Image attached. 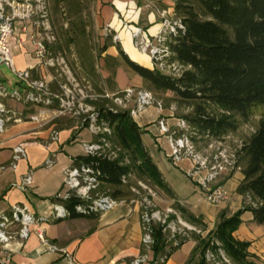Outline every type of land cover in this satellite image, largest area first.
I'll use <instances>...</instances> for the list:
<instances>
[{
    "label": "crops",
    "instance_id": "crops-1",
    "mask_svg": "<svg viewBox=\"0 0 264 264\" xmlns=\"http://www.w3.org/2000/svg\"><path fill=\"white\" fill-rule=\"evenodd\" d=\"M143 8L153 9L158 20L148 23L149 26L143 25ZM97 10V26H110L118 34L120 45L131 60L154 69L151 59L148 63L147 55L133 47L144 55L138 57L133 50H125L124 45L131 39L133 42L135 27L145 30L150 37L157 35L162 29L161 11H175V1L98 0ZM13 54L17 71L29 70L35 78L47 76L46 69L39 66L33 44L19 32L13 40ZM99 61L98 64L103 67L96 71L98 77L100 73L97 83L100 92L115 94L127 87L144 84V79L133 73L120 56L115 41L108 44ZM157 116L158 111L152 107L138 122L145 131L144 144L146 136H150L154 143L160 140L166 144L165 138H157L160 136L155 125ZM53 131L58 133L57 140L52 138ZM94 140L95 137L82 122L58 116L55 110L49 108H27L21 121L5 124L4 131L0 133V215L20 205L27 207L38 219L30 227L28 239L16 238L10 244L12 257L9 264H131L139 257L146 259L144 264H151L154 252L143 245L139 206L121 205L97 218L58 221L53 217L55 200L67 193L66 169L74 164L78 156L85 155L84 144ZM19 146L25 148L26 157L13 169L10 164L14 149ZM2 166L7 168L1 170ZM28 175L32 176L33 182L31 186L24 187V179ZM227 206L229 209H226ZM234 206L229 203L221 210L228 211L231 216L241 208L239 204ZM256 224L253 214L245 212L242 224L234 235L240 241L251 243L249 253L253 257L249 260L264 264V224H258L263 227L262 230H254ZM51 246L65 249L66 253L54 251ZM197 247V241L187 242L166 264H198L201 256L200 252L194 255Z\"/></svg>",
    "mask_w": 264,
    "mask_h": 264
},
{
    "label": "trees",
    "instance_id": "trees-1",
    "mask_svg": "<svg viewBox=\"0 0 264 264\" xmlns=\"http://www.w3.org/2000/svg\"><path fill=\"white\" fill-rule=\"evenodd\" d=\"M175 12L185 29L172 33L168 44L174 60L187 67L180 77L144 67L131 60L120 44L117 48L129 69L156 91L171 92L181 103L194 107V113L187 120L197 132L223 140L237 131L241 121H248L256 108L264 106V0H175ZM211 106L225 113L216 115L208 109ZM96 118L98 123L112 129L108 140L128 153L131 165L100 154L78 156L74 164L93 169L101 184L127 188L124 178L136 172L140 178L173 195L144 144V131L130 114L97 107ZM242 153L246 166L237 192L245 200L250 198L253 204H245L232 216L221 213L216 237H213L219 245L212 246L206 238L198 239L194 251V255L200 252L198 264H210L206 258L210 248L218 256L222 250L237 264H256L249 261L253 257L249 253L251 243L237 240L234 233L241 226L245 212H251L255 222L264 224V118ZM118 192L113 193L115 198L119 197ZM81 203L72 196L65 201L68 215L55 220L97 218L104 214L81 213L77 210ZM152 235L153 264H166L185 243L169 246L163 228L157 224L152 225Z\"/></svg>",
    "mask_w": 264,
    "mask_h": 264
},
{
    "label": "rangeland",
    "instance_id": "rangeland-1",
    "mask_svg": "<svg viewBox=\"0 0 264 264\" xmlns=\"http://www.w3.org/2000/svg\"><path fill=\"white\" fill-rule=\"evenodd\" d=\"M81 1L78 0L77 2H75L74 0H49L51 24L56 37V41L52 45H50V52L54 57H58L59 59L63 60H61L60 65H57L55 68H46L39 62V66L46 69L47 76L44 78L33 77L34 80H46L49 83L51 90L59 94L63 93L61 87L67 85L70 90L75 93L74 95L76 97V111H67L65 114H60L57 111V105H35L31 102L27 103L23 98L16 99L13 97H9L4 100L7 110L10 111V120L6 123L21 121L22 116L24 115V112L27 110V108H33V106L49 108L55 110L58 116L71 117L82 122L83 125L88 127L95 137L94 141L85 143L90 144L97 142L103 135L99 136V134L91 130L89 123L93 111L90 110L88 113L81 111L80 104L83 103L90 107H94L95 115L97 107H107L115 111L128 112L131 118L135 122H137V124L141 119V116L148 109L154 107L158 111L155 125L159 130L160 136H158L157 138H165L166 144H163V142H161L160 140L154 143L153 139L150 136H146L145 146L149 150L151 156L153 155L154 158H152L153 160L155 159L154 161H156L155 163L158 165L165 181L170 186L173 195L169 194L166 190L160 188L152 181L140 178L136 174V172L129 174V183L127 185V188H115L107 184H101L98 188V193L109 195L115 198L113 196V193L115 191H119V197L116 199L126 201V203L122 205L139 206L143 237L145 232L142 214L145 207L144 198L148 197L153 203V207H150L149 209H152L155 212L161 211L163 215H168V222L176 224L177 228H180L181 230H183V233H185H180L181 235L176 234L175 237H173L170 231L164 232V228L161 226V224L153 223L160 225L163 228V232L167 240L166 242L169 246H175L181 241H185L184 244H186L189 241H197L198 239L204 238H206V241L208 240V243L209 241L210 243L212 242V246L213 244L219 245L215 239L213 240V237L215 236L218 225L220 223V215L221 213H225L227 216H230L228 214V211L221 210V207L229 205V203H231L235 204L234 207H238L236 205L239 204V206H241L240 209H242L245 204L249 205L253 202L250 198L245 200L243 196L238 194L237 188L242 181L243 169L246 166V159L244 158L242 149L245 143L249 141L252 135L256 132L259 127L260 121L264 118V106L256 108L248 121H241L237 131L230 133L223 140L218 141L214 138H209L208 136H204L202 133L197 132L194 127H192L193 129H195V131L193 130L194 133L191 129L189 131V127H184L182 121H187L189 123L187 117L194 113V107L185 103H181L178 98L171 92L164 93L156 91L145 80L142 86L127 87L115 94L103 93V91L100 92L97 87V83L100 80V73L98 77L96 71H99L103 68L98 64V62H100L99 58L105 50L104 45L112 44L114 41L116 42V45H118L120 44V42L118 40V34L114 30H112L110 26H97L96 17L98 15V0ZM167 11L168 14L166 18L168 20L172 22H177V20H180L175 11ZM142 15V24L145 26H149L150 23L158 20L156 12L151 8H143ZM138 28L139 27H135L132 33ZM143 31L146 32L145 30ZM147 36L150 37L148 34ZM133 44L134 37L133 42L131 39L127 41V43H125V50H127L128 48V50H133L138 57L144 56L140 54L142 52L138 50V48L136 49L140 53L134 50L133 47L136 46ZM145 56L148 58V63L150 64L152 61V64L154 66V60L151 58V56L148 53L145 54ZM154 69L157 68L154 66ZM29 72L32 74L31 71ZM49 78H51V80H49ZM0 84H4V87L11 95H13L17 90H25V86L21 83L19 77L6 65L0 66ZM127 89H133L135 92H149L155 99L153 105L146 107L141 111H138L136 96L131 98V101H127L124 104L115 102L114 97L117 95L123 96V92ZM85 95L95 96L97 99L89 98L90 96L84 98ZM106 95H108V97ZM208 109L216 115H223L225 113L223 109L217 108L215 106H211ZM134 110H136V116L132 114V111ZM77 111H79V113L75 114V112ZM161 122H164V125L166 127L165 132L161 130ZM140 128L143 130L142 127ZM54 132L57 133L56 131H53V133ZM111 135L112 134H110V136ZM183 138L189 141L188 145L191 150H188V148H186V154H182V157L177 159L173 155V147L176 141ZM117 146L118 148H120V151H117V159H120L123 165H131V158L128 153L121 146ZM225 150L227 158V162L224 161L223 163L225 166V170L221 171L217 175V178L213 180H207V178L209 177V167L213 165L211 163L213 162V158L216 155H219L220 152H224ZM85 155H87L86 152ZM233 155H236L237 167L239 168L232 169V166L230 165V161L234 160ZM204 160H207L208 166L206 168L205 166L202 167L201 164ZM74 166L76 165L73 164L71 167ZM195 172L199 173L195 174ZM139 182L144 183L149 189L152 190V193H150L149 195L148 191L144 190L139 185ZM134 186H136V189L139 193L136 192L134 194L131 191V187ZM218 186L224 187L229 191V199L218 205H211L207 201L208 191L209 189ZM63 197L57 198L55 200L54 206L58 204H65V200L63 199ZM132 200H136V204H132ZM226 209H229V206H227ZM240 209H238L236 212H238ZM169 210H172V212H169ZM105 213L106 212H104V214ZM180 220H182L186 225L181 223ZM254 227V230L263 229V227L258 224H256ZM210 249H207L206 251L207 261L209 259L207 256L212 252L214 257L217 258H213L216 261L220 260L218 258L222 254L225 255L228 260H230L231 264H237L222 250H220V256H218L213 249ZM60 250L62 252L65 251V249ZM151 251H153V247ZM64 253H66V251ZM215 260L208 262L210 264H213ZM249 261L253 262L254 260ZM254 263L256 262L254 261Z\"/></svg>",
    "mask_w": 264,
    "mask_h": 264
},
{
    "label": "built area",
    "instance_id": "built-area-1",
    "mask_svg": "<svg viewBox=\"0 0 264 264\" xmlns=\"http://www.w3.org/2000/svg\"><path fill=\"white\" fill-rule=\"evenodd\" d=\"M142 1L150 2V0ZM161 14L163 22L162 29L159 33L150 38L147 36L146 32L138 28L133 32L134 45L142 53H148L151 56L154 60V66L160 72L177 78L184 73L187 67L179 61L174 60V53L171 51L168 44L169 36L172 33H177L178 30H184L185 27L181 20H177V22L168 20L166 18L168 11H162ZM18 32L25 35L26 40L33 44L35 56L42 66L46 68H55L57 65H60L61 60H63L58 57H54L50 52V45L56 41V37L51 24L49 0H0V66L6 65L10 68L25 86L24 91L17 90L13 95H11L4 87V84H0V133L4 131L6 122L10 120V111L7 110L4 101L9 97L16 99L23 98L27 103L31 102L35 105H57V111L60 114H65L67 111H74L76 108L75 93L70 90L67 85L61 87L63 93L59 94L51 90L50 85L46 80H34L29 71L19 72L16 70L13 54V40L17 36ZM123 93V96H115L114 101L124 104L127 101H131V98L136 96L138 111L153 105L155 100L152 94L146 91L135 92L133 89H127ZM89 96L85 95L84 98ZM106 96L108 97V95ZM89 98L97 99L95 96H90ZM80 109L85 113H88L90 110L93 111L89 126L91 130L99 134V136L103 135L97 142L84 145L86 154H100L111 160L117 159V151H120V148L111 143L107 138L108 135L110 136V134H112L111 129L107 126H102L97 122L94 107H90L82 103L80 104ZM77 113H79V111L75 112V114ZM132 114L136 116V110L132 111ZM182 124L184 127H189V131L190 129L192 132L193 130L195 131V129H193L187 121H182ZM160 125L162 128L161 130L165 132L166 127L164 122H161ZM57 138L58 134L54 132L53 139L57 140ZM188 144L189 141L185 138L176 141L173 147L174 157L179 159L182 157V154L185 153L186 148L191 150ZM233 156L234 160L230 161V165L232 166V169L239 168L237 167L236 155ZM24 157H26L25 148L22 146L15 148L13 161L10 164V167L13 169L17 168V163ZM224 161L227 162L226 150L224 152H220L219 155H216L213 158V162H211L213 165L209 167V177L207 180L217 178V175L221 171L225 170V166L223 164ZM201 164L202 167L205 166V168L208 166L207 160H204ZM6 168V166L1 167L2 170ZM197 173L199 172H195V174ZM32 182V176L28 175L24 179V187L31 186ZM124 182L126 184L129 183L128 177L124 178ZM100 185V180L90 167L83 165L69 167L65 171V187L67 188V193L64 195L63 199L66 201L72 196L79 198L82 203L77 206V210L81 213H104L126 203L125 200L116 199L109 195L99 194L98 188ZM139 185L144 190H147L149 195L152 193V190L144 183L139 182ZM131 191L134 194L136 192L139 193L136 186L131 187ZM229 196V191L226 188L221 186L213 187L208 191L207 201L211 205H218L228 200ZM131 203L136 204V200H132ZM144 205L145 207L142 214L145 232L143 244L148 250H152L154 245L152 235L153 223L161 224L164 228V232L170 231L173 237H175L176 234H185L183 233V230L177 228L176 224L168 222V215H163L161 211L155 212L152 209H149L150 207H153V203L148 197L144 198ZM169 212H172V210H169ZM67 215L68 212L65 208V204H58L54 206V219L65 218ZM37 221V217L27 207L20 205H16L10 210V212L0 215V264L10 263L12 257L9 247L10 244L16 238L21 240L28 239L30 237V227ZM180 222L186 225L182 220H180ZM51 248L54 251L60 250L56 246H51ZM221 256L218 258L220 259L218 261L215 260L217 258L214 257L212 252L209 253L207 257L209 258V262L215 260L213 264H231L230 260H228L225 255L221 254ZM145 262L146 259L144 257H140L131 264H144ZM151 264H153V261Z\"/></svg>",
    "mask_w": 264,
    "mask_h": 264
},
{
    "label": "bare ground",
    "instance_id": "bare-ground-1",
    "mask_svg": "<svg viewBox=\"0 0 264 264\" xmlns=\"http://www.w3.org/2000/svg\"><path fill=\"white\" fill-rule=\"evenodd\" d=\"M136 48V47H135Z\"/></svg>",
    "mask_w": 264,
    "mask_h": 264
}]
</instances>
